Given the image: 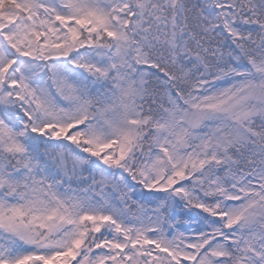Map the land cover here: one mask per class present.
Segmentation results:
<instances>
[{
	"label": "snow or ice",
	"instance_id": "6c2138e0",
	"mask_svg": "<svg viewBox=\"0 0 264 264\" xmlns=\"http://www.w3.org/2000/svg\"><path fill=\"white\" fill-rule=\"evenodd\" d=\"M0 264H264V0H0Z\"/></svg>",
	"mask_w": 264,
	"mask_h": 264
}]
</instances>
